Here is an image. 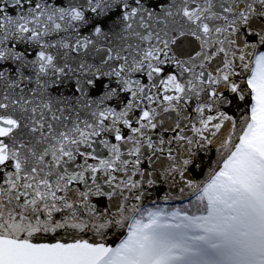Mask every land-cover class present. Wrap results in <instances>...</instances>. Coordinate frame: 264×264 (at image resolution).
<instances>
[{
    "label": "snow or ice",
    "instance_id": "obj_1",
    "mask_svg": "<svg viewBox=\"0 0 264 264\" xmlns=\"http://www.w3.org/2000/svg\"><path fill=\"white\" fill-rule=\"evenodd\" d=\"M0 264H264V0H0Z\"/></svg>",
    "mask_w": 264,
    "mask_h": 264
}]
</instances>
